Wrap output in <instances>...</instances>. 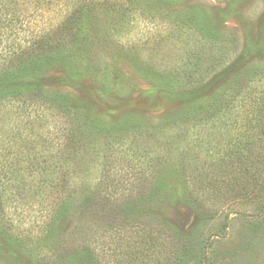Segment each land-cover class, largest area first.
Here are the masks:
<instances>
[{"label":"rangeland","instance_id":"374dc122","mask_svg":"<svg viewBox=\"0 0 264 264\" xmlns=\"http://www.w3.org/2000/svg\"><path fill=\"white\" fill-rule=\"evenodd\" d=\"M93 2L98 11L75 14L79 25L63 17L67 32L46 33L59 36L60 53L39 81L86 117L92 136L124 140L106 141L104 157L83 167L96 181L79 187L91 207L49 221L44 202H8L0 219L21 235H0V264H264V164L250 178L226 141L259 126L244 124L250 108L217 106L264 90V0H129L138 11L127 18L122 5L83 1ZM139 149L143 166L131 156Z\"/></svg>","mask_w":264,"mask_h":264},{"label":"trees","instance_id":"16d2710c","mask_svg":"<svg viewBox=\"0 0 264 264\" xmlns=\"http://www.w3.org/2000/svg\"><path fill=\"white\" fill-rule=\"evenodd\" d=\"M83 1L0 0V211L6 208L8 202L17 198L26 203L34 200L40 204L44 202V206H41L47 209L44 214L51 217L49 221L74 205L91 207L89 192L82 188L90 189L91 182L95 185L96 181H93L90 173L83 167L88 166L91 159L104 157L105 154L100 150L105 145H114L124 140L120 136H116L115 140L92 136L88 132L91 127L86 117L80 116L78 110L69 107L61 99L47 97L39 81L42 71L48 69L49 57L60 53L52 49L59 36L53 40L46 33H53L59 26L61 32H67L69 26L63 23L66 17L75 21L72 24L74 27L79 25L80 20L75 14L82 7L85 11H98L96 2L90 8ZM106 1L124 6L126 18L129 13L138 11L135 6L125 5L129 0H104V3ZM154 1L138 0V3L151 6ZM151 14L154 12H148L145 16ZM202 66L203 64L197 65L194 71L201 72ZM260 70L263 73L264 67ZM235 86L241 89V83L237 82ZM258 93L259 96L255 98L250 87L247 97L236 99L233 95L231 99L219 97L217 101L220 109L232 107L240 112L250 108V116L245 117L244 124L247 128L259 126L256 131L251 129V133L239 129L233 137L227 133L226 141L232 143L233 148L236 147L230 151L237 150V155L244 162L243 173L252 172L250 178L259 165L264 164V151L258 150V154L255 152L249 158L244 156L252 146L260 144L262 148L264 145L261 139L263 135L259 132L264 133V90L259 89ZM231 94L227 93V97ZM234 115L237 118L241 114H232V118ZM228 117L222 113L218 115V118ZM126 137L127 135L124 138ZM131 156H139L142 160H135L142 163V166L147 162L143 158H148L147 153L140 149L131 153ZM218 161L219 159L213 160L210 164L215 166ZM261 181L259 188L264 189V180ZM108 212L110 216L111 213ZM13 224L8 219H0V235L14 234ZM79 231V234L85 233L84 230ZM29 233L30 231L27 232ZM187 250L188 248L183 249Z\"/></svg>","mask_w":264,"mask_h":264}]
</instances>
